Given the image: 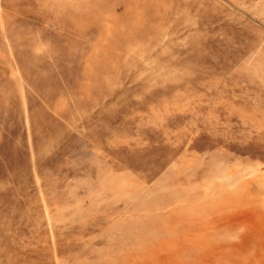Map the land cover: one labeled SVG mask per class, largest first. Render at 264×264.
<instances>
[{"label": "rangeland", "instance_id": "obj_1", "mask_svg": "<svg viewBox=\"0 0 264 264\" xmlns=\"http://www.w3.org/2000/svg\"><path fill=\"white\" fill-rule=\"evenodd\" d=\"M0 264H264V0H0Z\"/></svg>", "mask_w": 264, "mask_h": 264}]
</instances>
